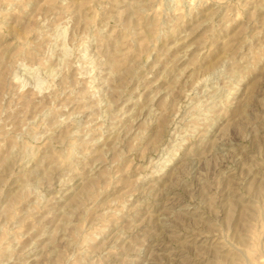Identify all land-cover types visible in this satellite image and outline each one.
<instances>
[{
	"label": "rangeland",
	"instance_id": "rangeland-1",
	"mask_svg": "<svg viewBox=\"0 0 264 264\" xmlns=\"http://www.w3.org/2000/svg\"><path fill=\"white\" fill-rule=\"evenodd\" d=\"M0 264H264V0H0Z\"/></svg>",
	"mask_w": 264,
	"mask_h": 264
},
{
	"label": "bare ground",
	"instance_id": "bare-ground-1",
	"mask_svg": "<svg viewBox=\"0 0 264 264\" xmlns=\"http://www.w3.org/2000/svg\"><path fill=\"white\" fill-rule=\"evenodd\" d=\"M17 32V31H16ZM101 101V100H100ZM104 116V115H103ZM165 162V161H164ZM37 166V165H36Z\"/></svg>",
	"mask_w": 264,
	"mask_h": 264
}]
</instances>
